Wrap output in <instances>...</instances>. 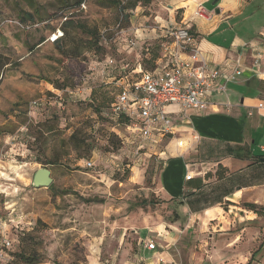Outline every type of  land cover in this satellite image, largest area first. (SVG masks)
<instances>
[{
    "label": "rangeland",
    "instance_id": "1",
    "mask_svg": "<svg viewBox=\"0 0 264 264\" xmlns=\"http://www.w3.org/2000/svg\"><path fill=\"white\" fill-rule=\"evenodd\" d=\"M77 2L0 0V53L13 61L0 90L12 92L19 87L13 72L22 67L23 34L43 30L51 33L50 40L56 36L33 55L32 64L41 71L31 79L34 84L20 85L25 90L39 86L36 99L0 128L1 133L19 132L16 138L8 133L0 136V252L4 254L0 264H24L21 255L33 257L34 264H129L140 250H152L150 243L156 246L147 256L153 264H264V190L256 191L257 203L262 197L256 212L244 206L249 201L240 204V223L221 219L188 223L183 202L166 205L161 188L166 157L145 150L147 145L131 128L111 114L115 86L104 89L102 82H85L95 57L104 60L107 53L117 55L114 40L119 39V29L140 22L156 26L157 16L169 20L165 4L153 0L125 20L110 0H84V7ZM26 14L33 18L21 23ZM79 25L96 30L99 36L106 34L112 45L91 54L86 46L90 36ZM59 41L68 53L79 48L77 60L67 62L55 48ZM117 59L120 65L137 62L135 52ZM116 75L120 78L121 72ZM66 77L71 81L66 90L50 84ZM88 88L93 96L89 90L83 92ZM51 125L55 127L48 131ZM73 134L79 138L76 147ZM155 150L162 151L164 146ZM59 155L54 165L38 162L55 161ZM39 168L52 172L54 183L48 189L32 186ZM248 179L264 184V171ZM220 181L211 179L212 184ZM216 187L210 202L221 194ZM170 219L180 229L171 243L152 233Z\"/></svg>",
    "mask_w": 264,
    "mask_h": 264
},
{
    "label": "crops",
    "instance_id": "2",
    "mask_svg": "<svg viewBox=\"0 0 264 264\" xmlns=\"http://www.w3.org/2000/svg\"><path fill=\"white\" fill-rule=\"evenodd\" d=\"M162 2L170 12L169 20H164L160 16L155 17L157 27L155 31L151 29V25L144 22L132 23L121 32L118 40H114L117 54L115 57L107 53L106 60H98L93 55L96 60L92 61L90 67L92 74L85 82L112 83L113 71L105 67L108 59L114 58L117 61V58L121 59L135 52L138 62L140 53L136 52L137 48L147 41H156L163 37L165 29L173 24L189 28L203 55L213 65L221 67L224 73H227L241 56L244 63L242 75L236 82L229 83L225 92L214 91L210 95L207 110L198 112L183 110L178 105L168 106L167 111L172 121L171 134L156 137L152 146L143 147L149 153L166 157L161 172L162 193L169 202L166 205L176 206V202L184 203L188 210V223L220 219L240 223V204L249 201L248 204L257 205L262 197L257 203L259 198H256V191L260 188L264 190V184L247 180L258 171H264L262 150L264 108H258L259 104H264V58L260 68L252 65L254 52L264 44V0H162ZM199 6L209 8L205 9L211 13L210 21L197 16ZM178 16L181 21L177 20ZM42 31L36 34H23L20 37L25 54L20 58L22 66L20 72H13L18 77L16 82L19 87L12 92L0 90V128L8 121H13L14 114L26 108L40 92L39 86L25 90L20 85L34 84L31 79L41 72L32 64L33 55L39 48L48 47L51 43V33ZM120 38L122 42H118ZM127 38L136 39L135 51L129 49ZM109 45H112L111 41L107 47ZM1 56L5 58V65L0 68V88L4 77L7 76V69L13 64L7 54L0 53ZM67 59L68 62L71 58ZM126 65L131 67L129 63ZM28 66L30 70L27 69ZM64 72L69 70L65 69ZM88 90L91 93L90 88L83 92L88 93ZM33 114L34 112H31V115ZM7 133L0 132V136ZM17 134L18 130L17 133L7 135L15 137ZM178 141H183L182 147L178 146ZM135 142L134 139L130 143L134 146ZM159 146H164V150L157 152L155 149ZM218 165L228 169L229 174L220 182L212 184L211 180L205 179V175L211 171L215 172L212 168ZM189 175H192L191 180L186 179ZM218 184L220 185L216 187ZM215 187L221 189V194L210 202L209 197L213 194L210 192ZM174 213L175 208L171 214ZM179 230L176 223L170 219L169 222L164 221L159 227L154 228L152 233L159 234L164 242L171 243L178 236L175 231ZM146 250V248L144 252L140 250L129 264H153L147 257L152 250Z\"/></svg>",
    "mask_w": 264,
    "mask_h": 264
},
{
    "label": "built area",
    "instance_id": "3",
    "mask_svg": "<svg viewBox=\"0 0 264 264\" xmlns=\"http://www.w3.org/2000/svg\"><path fill=\"white\" fill-rule=\"evenodd\" d=\"M84 7V5H82ZM197 16L211 20L209 13L203 6H199ZM120 25L117 26V28ZM156 30V26L151 27ZM116 38L121 35L122 29ZM105 35V34H104ZM56 36L54 35L52 41ZM162 57L153 73H148L141 66L132 69L127 65L118 66L116 59L110 58L105 67L116 73L121 72L118 82L120 93L112 107V114L118 119L127 120L129 128L141 140L145 147L154 144L156 137L167 136L172 132V121L167 107L178 105L183 110L203 112L207 110L210 95L214 91L225 92L229 83L236 82L242 75L244 63L239 56L232 68L224 73L221 67L213 65L197 46L196 38L191 30L182 25H169L163 37ZM129 48H136V39L127 38ZM252 57L255 68L262 66L264 58V44L260 45ZM259 109L264 104H259ZM183 146V141H178ZM264 152V148L262 149ZM138 153V152H137ZM91 166V163H87ZM192 179V175L187 176ZM10 246L9 242L5 243ZM149 249H156L154 243L147 245ZM0 257H4L0 252Z\"/></svg>",
    "mask_w": 264,
    "mask_h": 264
},
{
    "label": "trees",
    "instance_id": "4",
    "mask_svg": "<svg viewBox=\"0 0 264 264\" xmlns=\"http://www.w3.org/2000/svg\"><path fill=\"white\" fill-rule=\"evenodd\" d=\"M63 2V0H60ZM125 3H121L120 0H110V5H115L118 7L120 13L122 14L123 19L125 20H129V15L131 14H135L139 8H145L148 6H151L153 3V0H125ZM78 7H81L82 5H84V0H78L77 4ZM33 17L30 14H26V17L21 18V23H26L27 21H31ZM178 21H181L179 16L177 17ZM121 24V23H120ZM68 25V24H67ZM79 28L81 30H83L84 33L88 34L90 36L89 38V42L86 46H88V50L90 52H95L96 48L99 49L101 48H105L107 47L108 43H110L109 40H107L106 38V34H102L101 36L97 35V31L96 30H90L87 29L85 26H80ZM99 36V37H98ZM166 42L165 39H158L156 41H154L153 43L150 41L145 42L141 47H140V60L138 62H136L135 65H132L131 68L132 69H136L138 66H141L143 68L144 71L148 72V73H153L154 70L157 67V63L160 60V58L162 57V44H164ZM57 49L59 50V52L64 55L67 58H71L73 61L77 60V57L79 56V48H75V50H73L72 52L68 53L67 52V46L65 44L62 43V41H59L56 43ZM100 48V49H101ZM118 66H122V65H126L127 63L123 62L122 65H120L121 63L119 62V60H117ZM5 65V58H2V56L0 57V68L2 66ZM70 72V71H69ZM114 76H112V83H108L106 84L105 82L103 86H100L104 89L107 88V86L109 85H114L115 86V91L116 94H114V98H112V101L110 103V112L112 114V107L113 104L116 101V98L118 96V94L120 93V88L118 86V82L121 79L117 77L116 73H113ZM115 77V78H114ZM52 84L54 85L55 89L58 90H66L68 88L71 87V81L69 77H66L65 79L61 81H55L52 82ZM92 96L94 95V92L91 93ZM113 115V114H112ZM114 116V115H113ZM119 122H121L123 125H128L129 122H127V120H122V119H117ZM55 126H49L48 131H53ZM74 140V145L75 147L77 146V144L75 143L76 141H79L78 135L77 134H73L71 136ZM81 142V141H80ZM84 143V142H82ZM60 159V155L57 157V160L55 161H50V162H40L38 161L40 164L44 165V166H48V165H54L56 163V161H58ZM229 174L228 169L224 168L222 165H218L217 166V170L215 172H209L205 175V179L206 180H211L212 178L217 179L218 181L225 179ZM246 207L247 210L256 212L257 206L254 204H245L244 205ZM261 249V248H260ZM260 249L254 253V255L252 256V260L254 259V256L257 255L260 251ZM20 259L23 261L24 264H34L35 263V259L31 256H24L21 255ZM251 260V261H252ZM248 264H251V262H249Z\"/></svg>",
    "mask_w": 264,
    "mask_h": 264
},
{
    "label": "water",
    "instance_id": "5",
    "mask_svg": "<svg viewBox=\"0 0 264 264\" xmlns=\"http://www.w3.org/2000/svg\"><path fill=\"white\" fill-rule=\"evenodd\" d=\"M53 183L52 172L48 168H39L32 179V186L36 189L49 188Z\"/></svg>",
    "mask_w": 264,
    "mask_h": 264
}]
</instances>
